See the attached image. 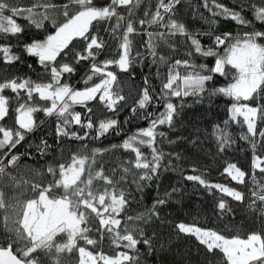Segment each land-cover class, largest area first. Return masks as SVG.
<instances>
[{
	"label": "snow or ice",
	"instance_id": "snow-or-ice-1",
	"mask_svg": "<svg viewBox=\"0 0 264 264\" xmlns=\"http://www.w3.org/2000/svg\"><path fill=\"white\" fill-rule=\"evenodd\" d=\"M231 5L221 0H200L195 7L185 0H0V67L11 73L26 65L35 72L27 62L35 58L42 69L36 79L19 72L0 76V264H147L159 241L149 229L169 225L161 213L180 191L160 193L159 181L176 170L174 161L184 163L181 153L165 147L187 139L170 133L190 97L195 102L226 98L227 118L210 134L216 152L223 155L237 143L231 129L238 126V139L247 142L251 158L248 169L225 162L221 176L228 184L207 180L195 165L181 167V178L209 194L215 190L221 213L232 212L224 197L244 205L260 227L231 236L185 222L171 227L194 238L207 254H222V264H264V30L256 27V22L264 27V0H231ZM185 7L207 28L181 19ZM53 11L63 22H55ZM220 20L240 30L217 32ZM30 29L45 35L24 41ZM82 63L88 66L85 74L72 82ZM138 65L148 71L129 106L118 76L134 79ZM217 76L226 83L216 86ZM94 105L103 118L95 116ZM126 108L129 115L121 121ZM38 113L53 118L52 143ZM133 120L145 126L130 130ZM37 131L43 133L38 141H29ZM109 134L124 138L105 148L82 144V151L67 159L52 155L53 143ZM24 142L27 147L18 151ZM189 142L202 143L199 135ZM117 152L124 158L106 167L105 154ZM34 157L44 161L42 168L30 169L38 179L18 175L26 166L22 162ZM153 183L151 205L129 214L134 194ZM105 242L109 252L103 250Z\"/></svg>",
	"mask_w": 264,
	"mask_h": 264
},
{
	"label": "trees",
	"instance_id": "trees-1",
	"mask_svg": "<svg viewBox=\"0 0 264 264\" xmlns=\"http://www.w3.org/2000/svg\"><path fill=\"white\" fill-rule=\"evenodd\" d=\"M13 2L30 4L32 3V0H13ZM185 2L186 4L191 3V5L195 7L199 4L200 0H185ZM221 2L232 6L231 0H221ZM97 3L103 4L104 0H97ZM196 11L204 12V9L197 8ZM191 12L192 9L185 7L180 18L187 21L195 28L206 29L207 25L199 19L198 15H191ZM51 15L55 22H63V17L58 11L51 12ZM205 15L208 14L205 12ZM248 17L251 18V13L248 14ZM19 22L21 24L27 23L23 20H20ZM256 27L260 30H264V27H262L259 22H256ZM48 29L49 31L52 30L51 23L48 24ZM216 30L217 32L235 33L240 29L230 20H220ZM44 35L45 33L43 31L30 29L25 32L23 39L24 41H28L33 38H42ZM204 42L208 43L209 41L205 40ZM77 47L82 48V45L77 43ZM104 58V56L100 57V59ZM27 62L33 65L35 72L28 69L26 65H17L15 68L11 69V73L5 71L3 67H0V76H7L19 72L21 74L30 75L33 79H36L37 76L42 75V69L37 65L35 58H28ZM197 62H201L199 58L197 59ZM207 63L211 66L214 61L209 59ZM77 67L78 71L77 74L71 78L72 82L79 80L81 75L85 74L88 66L87 64L82 63ZM145 71H148V69L138 65L135 69L134 79L129 78L125 73H120L118 76L120 87L128 97L127 103L129 106L133 105L137 98V91L142 86V77ZM151 71L154 72L155 69H152ZM154 83L158 86V82L154 81ZM225 83L226 81L224 78L216 77V86ZM186 100L187 103L181 112L180 123L177 125L176 130L170 133V136L173 139L176 137H185L187 139L165 147V151H176L181 153L184 163L181 164L179 161H174L176 170L163 173L159 181L160 193L171 191L173 187L179 188L180 191L173 195L171 202L164 207L161 213L162 216L167 218L169 225H157L155 228L149 229V231H155L158 234L159 241L157 242V252L154 256L147 258V264H222V254L217 252L216 255H209L194 238L177 235L171 227V225L175 223L185 222L187 224H195L203 228L220 231L228 236L235 235L237 232L243 235L254 228L258 230L260 227L258 221L255 224L252 222L253 216L244 205L232 201L231 198L224 197L232 208V212L221 213L216 208L217 197L219 194L215 193V190H213L214 194H209V192L203 187L198 186L194 182L184 181L181 178L179 171L181 167L187 170L192 165H195L197 169L204 172L207 180L228 184L229 178L226 175L221 176L225 162H236L239 166L248 169L251 158V149L247 142L238 139L241 134L238 126H233L231 129L237 138V143L229 148L223 155H218L216 152L217 146L210 134L214 124H219L227 118L226 108L228 101L226 98L214 97L211 100L205 98L202 102H195V98L191 97L186 98ZM94 107L96 109L95 116L97 118H103L104 114L100 107L98 105H94ZM76 110L82 111L79 106H77ZM128 115L129 112L126 108L119 114V119L123 121ZM37 116L39 119L45 120L46 123L43 126L44 131L47 132V138L49 142L52 143L54 141L53 118L45 117L42 113H38ZM11 123L12 121H9V124ZM143 126H145L144 122L133 120L132 124L127 127H129L130 130H133L136 127ZM77 130H79L78 126ZM42 134V132L37 131L30 135L28 140L37 142ZM196 135L200 136L202 142L199 145H193L189 142L194 139ZM123 138L124 134H121V136L109 134L107 137H102L99 140L65 141L63 144L53 143L56 152L52 155L58 156L62 153L63 157L67 159L71 153L82 151V144H86L89 150L96 147L105 148L110 147L113 143H120ZM26 147L27 142H24L17 150L23 152ZM123 158L124 157L120 152H117L115 156L105 154L103 157L106 162V167L119 163ZM22 164L26 166L21 167L18 175L28 179H38L35 175H32L26 167L29 166L33 169L42 168L44 166V161L39 157H34L30 160H24ZM195 174H199V172ZM229 186H234V182ZM6 191L11 193L12 190L6 189ZM156 191L155 183H153L151 188H146L142 193H135L134 195L136 196V199L133 200L131 208L128 210L129 214L135 215L136 213L143 211L145 207L150 206L156 196ZM26 195H30V193ZM160 244L164 245L163 250H160ZM103 250L105 252L110 251V246L107 242L103 244Z\"/></svg>",
	"mask_w": 264,
	"mask_h": 264
},
{
	"label": "rangeland",
	"instance_id": "rangeland-1",
	"mask_svg": "<svg viewBox=\"0 0 264 264\" xmlns=\"http://www.w3.org/2000/svg\"><path fill=\"white\" fill-rule=\"evenodd\" d=\"M26 169L29 170V172H30L32 175H34V174L30 171V169H33V168L27 166ZM27 170H26V171H27ZM31 179H33V178H31Z\"/></svg>",
	"mask_w": 264,
	"mask_h": 264
}]
</instances>
